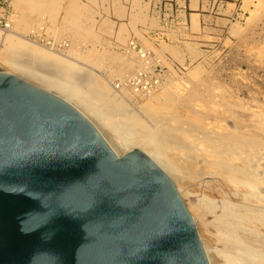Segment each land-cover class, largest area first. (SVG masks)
<instances>
[{"label": "rangeland", "instance_id": "1", "mask_svg": "<svg viewBox=\"0 0 264 264\" xmlns=\"http://www.w3.org/2000/svg\"><path fill=\"white\" fill-rule=\"evenodd\" d=\"M25 1L0 0V33L3 36L0 54L32 66L30 57L23 53L24 45L29 42L20 38L19 34L24 33L31 41L41 44V50L53 52L69 65L86 68L95 75L96 86L82 82L77 84V89L92 99L97 97L105 101L98 114L112 125V129L103 126L101 130L114 146L115 153H123V147L113 142L117 135L132 137L135 133L134 136L139 137V132L126 134L113 127H128L129 122L122 119L132 114L131 117L152 129L156 122L144 111L145 103L169 84L177 87L179 99L175 111L183 118L181 129L187 124L185 118L196 113L210 123L206 124L209 127L219 121L228 122L227 115L216 116L214 111L204 108L200 99L187 102L183 98L198 80H201L199 87L203 92V82L210 84L215 107L221 98L233 104L243 125H250L252 113L264 112V0H196L194 4L193 0H74L88 10L89 15L82 16V20L73 17L70 0H44L37 1L32 14H27L30 28L20 30L11 25L10 20L17 13L15 5ZM62 24H69L78 34L62 29ZM90 51L103 53L104 57L93 61L84 56ZM38 70L50 73L46 68ZM169 120L166 124L170 126L173 121ZM202 165L205 162L195 161L194 166L181 164L173 174L189 190L190 201H195L205 211L208 226L202 241L209 249L211 263L226 264L223 260L226 256V260L232 259L227 264L263 262L262 233L253 234L239 225L228 226L227 218L212 221V214L229 208L237 199L233 195L229 197L226 188L221 192L223 195L212 188L216 187L215 176ZM204 199L210 202V211L206 210L209 208ZM239 203L238 200L235 205ZM219 232L225 233L223 238Z\"/></svg>", "mask_w": 264, "mask_h": 264}, {"label": "water", "instance_id": "2", "mask_svg": "<svg viewBox=\"0 0 264 264\" xmlns=\"http://www.w3.org/2000/svg\"><path fill=\"white\" fill-rule=\"evenodd\" d=\"M71 104L0 71V264H209L174 182Z\"/></svg>", "mask_w": 264, "mask_h": 264}, {"label": "bare ground", "instance_id": "3", "mask_svg": "<svg viewBox=\"0 0 264 264\" xmlns=\"http://www.w3.org/2000/svg\"><path fill=\"white\" fill-rule=\"evenodd\" d=\"M37 1L41 2L44 0H26L20 5H15L17 9L15 12L17 13L12 16L11 25L14 24V26L20 30L30 28L31 24L27 21V14H32L34 5ZM45 1L56 2L55 0ZM69 2L72 13L74 14L73 17L81 19L82 16H86L88 13L86 7L79 6L74 0H70L68 3ZM134 18H136V16ZM68 25L62 24L61 28L78 34ZM35 26L36 27L33 28L34 32L38 29V24ZM10 30L11 32L14 31L12 29ZM15 33L17 34V32ZM19 36L29 41L24 45L23 53L30 57L32 66L25 65L20 61L9 60L0 54V71L16 75L29 83L54 93L75 107L82 115L88 117V119L100 129L105 126L111 130L112 125H108L98 114L102 109L101 106L105 105V101L97 97L92 99L86 96L83 91H78L77 89V84L82 82H87L91 86H96V76L90 74L89 70L86 68L80 69L79 67L69 65L64 59L53 52L41 50L39 46L41 44L31 41L24 33H20ZM2 39L3 36L0 33V40ZM84 56L91 58L93 61H98L102 60L104 54L99 52L91 53L90 51ZM124 64H126V62H124ZM39 67L50 70V73L39 71ZM67 76L71 77L65 80L64 78H67ZM200 83L201 80L196 81V84L190 87L183 98H185L187 102L200 99L204 103V108L214 111L216 116L219 117L221 114L227 115L228 122L216 121L217 123L214 126L209 127L206 126L207 122H204L203 118L197 116L196 113L193 115L191 114L190 117L188 115V119L185 118L186 120H184L185 123H187L186 126L182 127V129L179 128L181 127L183 118L181 119L175 111V104L179 99L176 93L177 87H173L172 84H169L160 88L158 92L153 94V99L145 103L144 111L156 122L152 129L145 127L136 117H131L133 116L132 114L130 116L125 115L122 120H124V122L128 121L129 126L123 125L121 128H113L116 131H121V133L123 130L126 134L128 131L138 130L139 137L134 136L136 134L133 133L134 135H132V137L136 138L126 135V137L123 135V137L120 138L119 136L122 135L118 132V140L115 139L116 137H113L115 140L113 142L116 146L123 147V153L135 148L142 150L170 177L194 221L209 264H212L209 249L202 241V235L204 236L207 234L208 226V222L204 219L205 211L200 206H197V204L194 203L195 201L191 202L189 190L185 189V186H182L183 184L179 182L181 179L178 177V180L176 176L174 177L173 173L181 164L186 165L188 163L194 166L195 161H203V164L205 162V165H202V167H204L206 171L212 173L213 177L215 176L217 185L215 184L216 187L212 188H216L220 193L226 188L229 197L233 195L232 197L237 199L234 201L238 202L239 200V202H241L237 205H235V202L229 208L221 210L220 213L212 214V221H221L223 218H227V221H225L228 226L239 225L253 234L262 233L264 235V112L252 113V119L249 120L250 125L246 123L243 125L242 119L237 116V113L233 110V104L221 98L220 102L216 104V106H218L215 107L210 84L203 82L204 93L200 90ZM115 103L117 104V101H115ZM168 118L170 119L169 121H173L170 126L166 124ZM245 125H247V128H244ZM173 128L177 129L178 132L174 131ZM129 135L131 136V134ZM157 140L159 142H157ZM111 147L113 148L114 146L111 145ZM117 153L115 154H120L119 152ZM206 181H208V179ZM211 183H214V181ZM221 194L223 195V193ZM221 198H223V196ZM204 200L207 201L206 206L209 208L206 210L210 211V208L212 209L210 202L207 199ZM230 200L233 199L230 198ZM219 234L222 238L225 235V233L220 232ZM226 259L223 258L227 264L229 259ZM229 261H232V259ZM259 264H264V261Z\"/></svg>", "mask_w": 264, "mask_h": 264}, {"label": "crops", "instance_id": "4", "mask_svg": "<svg viewBox=\"0 0 264 264\" xmlns=\"http://www.w3.org/2000/svg\"><path fill=\"white\" fill-rule=\"evenodd\" d=\"M192 2H193V4H194V3H196L197 1H196V0H193Z\"/></svg>", "mask_w": 264, "mask_h": 264}, {"label": "built area", "instance_id": "5", "mask_svg": "<svg viewBox=\"0 0 264 264\" xmlns=\"http://www.w3.org/2000/svg\"><path fill=\"white\" fill-rule=\"evenodd\" d=\"M10 20V19H9ZM10 22H11V20H10Z\"/></svg>", "mask_w": 264, "mask_h": 264}]
</instances>
